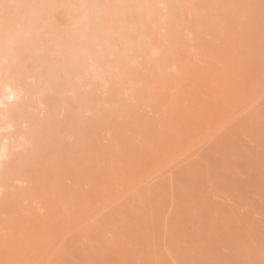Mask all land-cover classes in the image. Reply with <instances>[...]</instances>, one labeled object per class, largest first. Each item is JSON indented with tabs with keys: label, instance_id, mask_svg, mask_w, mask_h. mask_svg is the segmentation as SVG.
Wrapping results in <instances>:
<instances>
[{
	"label": "rangeland",
	"instance_id": "374dc122",
	"mask_svg": "<svg viewBox=\"0 0 264 264\" xmlns=\"http://www.w3.org/2000/svg\"><path fill=\"white\" fill-rule=\"evenodd\" d=\"M144 8L85 26L77 75L76 41L22 51L20 80L0 54V114L39 120L0 183V264H264V0Z\"/></svg>",
	"mask_w": 264,
	"mask_h": 264
},
{
	"label": "bare ground",
	"instance_id": "6f19581e",
	"mask_svg": "<svg viewBox=\"0 0 264 264\" xmlns=\"http://www.w3.org/2000/svg\"><path fill=\"white\" fill-rule=\"evenodd\" d=\"M10 1L12 4H13V2H14V4H16V5H12L13 6L12 8H16V9L13 10L12 13L10 12V10L9 11L6 10L7 13L6 12L5 13L8 14V12H9L10 15L14 16V14L16 15V12H14V11H16L17 9H18L19 13L13 17V20H11L8 17L10 19V22H8L7 24H4L5 22L3 23L4 19H3V21H1V23L4 24V27H2L3 25H1V27H0V54L3 55L2 58H5V59L8 58L9 59L8 61L6 60L8 63V65H7L8 70L15 72V74H16L15 79L16 80H20V78H21V72H22L21 69L22 68H19V63L21 64L20 58L22 57L21 56L22 51H25L27 49L29 51H31L32 49H34V50L35 49H41L42 50L44 45L46 43H48L49 40H50L49 44L50 43L51 44L56 43V46H59L60 49L65 46L66 42L76 41V44H75L76 48L78 45L79 49H77L78 51L76 50V52H73V53L71 52L72 56H73L71 59H73V61L69 60L68 62L70 64L73 63V66H76V71H75V68L73 71H75L76 73H74V74L77 75V72L79 71L78 69L83 70V68H80V64L82 62V59H84V57L82 56L83 54H85L84 44H87L86 42L84 43V41H85L84 37H88V35L84 36L85 35V33H84L85 26H88V25L90 26L91 23L95 24V23H93L95 21L96 22L95 26L97 27L98 31L99 30L105 31V29H106L105 32H107V34L111 33L108 30H114L117 33H120L121 29L124 27V21H125L124 19L126 18V16L129 13L134 12V11H140L142 14H145L144 4L147 2V0H103L101 3H95V2L92 3L91 2V4L85 5L87 1L85 0L86 1L85 2L83 0V2H85V4L81 1L82 7L84 6L85 8L90 9V10H87V11H89V15H88L87 13H84V12H87L86 9H84V7L83 8L80 7L81 6L80 3L78 4L80 7V10H78L77 5L74 4L73 2H71L70 0H43V1L26 0L28 3L25 2V0H0V16H3V14H4V16L6 15L4 13V11L6 8H8L7 6L9 4H11ZM97 1L99 2V0H97ZM79 2H80V0H79ZM88 2H89V0H88ZM74 5H75V7H74ZM64 6L67 9H65ZM61 8H63V9H61ZM53 9L54 10H57V9L63 10L65 12L66 16L70 17V18L68 17L67 21L62 20V21H65V23H66L65 26H63L64 28L63 27L60 28V25H58V24L61 23V25H62V22L59 19H57V17H55L53 15V13H51V12H53ZM85 14L87 15V17ZM4 16L2 18H4ZM0 19H1V17H0ZM21 24H24V25H21ZM16 27L18 29H20V27H21L22 30L21 31L15 30V32H14V28H16ZM96 27L95 28L92 27V28L96 29ZM60 29H64V31H65L64 34L67 33V35H69L70 38L69 37L66 38L60 32ZM39 30L42 31L44 34L43 35L41 33H40V35L37 33H36V35L33 34L34 35L33 38H31V36L30 37L28 36L30 38V40L29 39L25 40L23 38L25 44H23V46H17L14 48L12 46L9 47V50L7 49L8 50L7 52L9 54H7V52H5V49L2 48V42H3L2 38H3L4 33H9L12 31L11 35L14 37L17 36V39H18V36H19L18 34H20L21 32L24 34V32L26 33V32L30 31V33H32V31L38 32ZM95 35H96V32H95ZM95 35H94V37H95ZM108 35H110V34H108ZM26 36H27V34L25 35V37ZM90 36L91 35H89V37ZM22 37H24V36H22ZM22 37L20 35L19 38H22ZM87 40H88V38H87ZM97 41H99V40L97 39ZM71 43H73V42H71ZM88 45L90 46V40H89ZM69 46H70V44H69ZM71 48H72V44H71ZM43 51L44 50H42V52ZM70 51H72V49H70ZM73 51H74V49H73ZM87 51L89 53V50H87ZM49 53H52V52L49 50ZM67 59H66V61H67ZM21 60H22V58H21ZM20 67H21V65H20ZM48 72H50V71H48ZM51 72H50V74H51ZM48 75H49V73H48ZM70 75H71V73H70ZM43 77H44L43 75H39V74L36 75V77H34V78H36L35 80L37 82L35 81V83H37L38 85L46 83V81H44L46 79H44ZM46 78H48V77H46ZM28 89H32V88L28 87ZM23 104L24 103H22V104L17 103L14 106H12L15 108L13 110L11 109L12 112L10 115L7 116V114H3L4 118L6 116V118L3 119V120H5V122L3 120H1V118H0V122H2L3 124L8 125L9 122L16 124L12 127V128H14V130L11 131L9 134V137H10L9 139H11V141L9 140L10 142H8V140L3 142V140L6 139V137H4V136L3 137L1 136L2 139L0 138V140L2 141V142H0L1 143L0 144V183L5 182L11 176V171L13 170L12 164H11L12 157H14V160L12 163H15L16 160L21 158V157L17 156L18 155L16 152L17 149L27 148L28 144H30L28 139L24 138L23 139L24 141H23L17 137H19V135L21 137V135L24 133H30L31 134L33 126H35L36 123L39 122V120L34 119L33 115L29 114V112L21 109V105H23ZM7 112H5V113H7ZM21 113H26V115H27L26 118L28 121H30L29 126L27 128H25L26 130H22L21 128H19V125H17L21 122L20 119H22V118H20L21 116H18ZM0 115H2V114H0ZM30 153H32V152H30ZM33 156L35 157L34 154H33ZM7 157H10V158H9V160H6L7 162L5 161V164H4V162H2V161H3V159H5ZM5 225H6V223L1 222V219H0V226L4 227ZM10 230L12 231V228H10ZM1 242L2 241H0V243ZM12 264H18V262L14 261Z\"/></svg>",
	"mask_w": 264,
	"mask_h": 264
}]
</instances>
